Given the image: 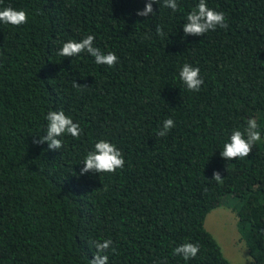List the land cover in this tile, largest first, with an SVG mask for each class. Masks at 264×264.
I'll return each instance as SVG.
<instances>
[{
	"label": "trees",
	"instance_id": "obj_1",
	"mask_svg": "<svg viewBox=\"0 0 264 264\" xmlns=\"http://www.w3.org/2000/svg\"><path fill=\"white\" fill-rule=\"evenodd\" d=\"M146 3L0 0L28 17L0 22V264H89L106 239L108 264H229L203 228L222 200L251 264H264V0H206L228 27L199 36L183 32L199 0H177L175 12L157 0L154 15L138 16ZM87 35L115 53L113 67L58 55ZM185 63L200 69L198 92L180 79ZM50 110L79 123V138L34 143ZM250 117L261 140L248 157L223 158ZM168 118L175 126L161 137ZM101 139L124 167L80 175ZM185 242L199 245L187 261L173 251Z\"/></svg>",
	"mask_w": 264,
	"mask_h": 264
},
{
	"label": "clouds",
	"instance_id": "obj_2",
	"mask_svg": "<svg viewBox=\"0 0 264 264\" xmlns=\"http://www.w3.org/2000/svg\"><path fill=\"white\" fill-rule=\"evenodd\" d=\"M157 3V0H147L145 8L138 10V16L154 15L153 4ZM163 7L170 8L173 12L177 11V0H163ZM27 13L24 10H17L11 6L4 7L0 10V22L12 26H20L27 23ZM187 23L183 24L184 35H202L209 30H216L219 28H227L226 18L223 12L215 11L209 8L206 0H199V3L195 8L187 15ZM156 34L163 36L164 32L161 27H157ZM95 37L93 35H87L79 42L75 40H69L62 44V47L58 51V55L62 57H75L81 53H87L94 57L95 63L98 65H107L113 67L118 60V57L113 52L107 54L101 52L98 47L94 46ZM199 67H193L192 65L185 63L179 72L181 81L186 85L190 91L198 92L201 85L204 83L200 77ZM74 88L87 87L85 85L77 84L73 82ZM48 122L46 134L39 139L34 138V143L42 144L45 141L48 143L49 149H60L63 147V142L59 137L64 134H69L74 138H79L81 128L79 123L74 122L73 119L66 115L63 110L54 111L50 110L46 115ZM175 126L174 121L171 118L165 119L161 130L157 133L159 136L164 137ZM261 140V132L259 130V124L256 118L250 117L246 122V126L243 131L240 129H233L228 140L223 145L221 156L227 160L234 158L243 159L248 157L252 152L253 147ZM83 167L80 170V175H84L91 171L92 173H114L117 169H122L125 164L122 152L106 140H99L94 144L93 150L89 151L83 162ZM213 180L221 182L222 178L219 171L213 172ZM96 252L94 253V259L90 260L89 264H108V255L105 254L110 249L113 241L106 239L103 242L95 241ZM114 253L115 248H111ZM174 254L182 256L184 260H189L196 257L199 252V245L185 242L180 246L174 248Z\"/></svg>",
	"mask_w": 264,
	"mask_h": 264
},
{
	"label": "rangeland",
	"instance_id": "obj_3",
	"mask_svg": "<svg viewBox=\"0 0 264 264\" xmlns=\"http://www.w3.org/2000/svg\"><path fill=\"white\" fill-rule=\"evenodd\" d=\"M226 202L222 200L205 216L203 228L215 240L229 264H251L243 243L238 240L236 218Z\"/></svg>",
	"mask_w": 264,
	"mask_h": 264
}]
</instances>
